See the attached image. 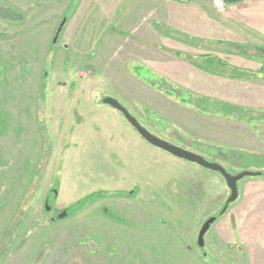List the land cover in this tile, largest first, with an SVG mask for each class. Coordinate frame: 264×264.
Here are the masks:
<instances>
[{
    "label": "rangeland",
    "instance_id": "1",
    "mask_svg": "<svg viewBox=\"0 0 264 264\" xmlns=\"http://www.w3.org/2000/svg\"><path fill=\"white\" fill-rule=\"evenodd\" d=\"M221 1L222 7L213 0H0V264H251L249 251L256 248L260 260H252L264 264V167H240L232 158L264 155V113L247 114L253 118L244 122L247 132L227 121L202 124V132L221 137L219 144L159 114L168 109L165 101L137 84L150 83L153 91L180 101L174 94L185 92L164 76L155 80L147 67L177 61L165 39L183 35L166 22L197 6L209 30L223 29L241 41V49H216L262 57L255 48H264V36L246 21H261L256 12L264 0ZM106 97L173 145L235 174L262 173L238 182L237 199L221 215L230 195L223 178L165 152L173 163L156 160L159 183L136 176L131 184L112 154L114 134L125 127L152 146L102 103ZM129 163L128 174L144 169L133 158ZM96 192L107 195L68 215L71 204ZM209 217L215 221L199 247L198 232Z\"/></svg>",
    "mask_w": 264,
    "mask_h": 264
},
{
    "label": "crops",
    "instance_id": "2",
    "mask_svg": "<svg viewBox=\"0 0 264 264\" xmlns=\"http://www.w3.org/2000/svg\"><path fill=\"white\" fill-rule=\"evenodd\" d=\"M256 6L257 4L254 5L255 10ZM261 7L259 8L258 5L257 9H260V11L256 12L258 16H261V21L260 19L259 21L251 19L246 22L248 26L253 28V32L255 31V33L264 36V4ZM201 10L198 6L192 10L188 9V14L179 18L180 20L175 19L173 16L166 22L171 29L183 35L180 40L165 39V46L172 49V57L176 58L177 61L165 63L164 67L159 66L157 63H151L147 67L152 74L151 77L155 80L158 75L164 76L172 85L185 92L179 96L175 95L176 93L174 94L177 90L174 92L167 91V94L171 93L170 95L174 94L175 97H179L180 101H176L175 99L171 100V96L153 91L150 83L148 87L143 83L138 82L137 84H141L140 90L144 89V91H147L150 95L154 96L156 101H161V99L165 101L162 104H165L168 109L165 112L155 109L159 114L182 125L195 136L220 144L222 142L221 137L210 136L205 134L204 131L202 132V124H214L227 121L237 125L235 127L238 132L239 130L240 132H247L248 129L245 127L247 126L245 123L250 121L247 120L249 117L247 112L261 111L264 113V86L255 87L257 83H264V79L259 76L264 74V61L263 63L258 61L259 65L254 61L258 58L264 59V55L261 53L262 57H257L256 54L247 56L243 52L228 54L216 49L215 44L218 41L232 42L237 45H241V41L232 32L231 34L233 36L224 34L227 31L225 32L223 29L217 27L212 28L213 30L215 29V31L212 30V33L206 26L207 18L204 11ZM216 32H218V36H215ZM210 57L220 61L223 65H219L218 62L212 60L207 63V59ZM226 71H229V73ZM118 72L119 74L125 73L123 69H119ZM223 74H228L230 77H224L222 76ZM150 81L153 82L154 80L151 79ZM226 85L229 86L228 91H223L221 95L215 94V92H219ZM230 91L233 93L229 94ZM224 92H226V95L223 94ZM192 96H196V100L198 99L199 104H196V106L195 102L192 101ZM186 105L190 107H184ZM227 117H232L234 120H227ZM254 119L261 120L263 117H256ZM122 129L125 132L119 131V136L114 134L113 140L110 143L113 150V153H111L115 154L114 156L117 155V159H114L118 160L117 162L121 168L119 172H121L120 174L123 179L127 181L132 179L131 184H133L135 183L136 176H138L149 180L151 182L150 184L156 185L160 179L157 173L158 166L156 165L157 168L153 167L156 160L159 159L164 162H169L172 166L173 158L175 157H169L165 154L166 152H161L162 150L159 152L153 150L152 147L147 146L137 138L135 133L125 127ZM115 133L117 134L116 130ZM127 144H130L131 147H128ZM224 144L239 146L236 143ZM130 158H133L137 163H143L144 169H138L128 174L127 171L133 168L129 163ZM246 243L248 244V242ZM252 250L255 251L258 249ZM253 251H249L251 264H258V261L253 262L252 260L259 259Z\"/></svg>",
    "mask_w": 264,
    "mask_h": 264
},
{
    "label": "water",
    "instance_id": "3",
    "mask_svg": "<svg viewBox=\"0 0 264 264\" xmlns=\"http://www.w3.org/2000/svg\"><path fill=\"white\" fill-rule=\"evenodd\" d=\"M65 22H66V19L63 18L61 20L60 24L58 25V27L54 33V36H53V40H52L53 43L57 42L58 37H59V35H60L64 25H65ZM102 103L105 105H108L111 108L115 109L116 111L120 112L122 114V116L124 117V119L129 123V125L136 131V133L146 143H148L152 147H155L159 150H162V151L166 152L167 154H169V155H171L177 159L195 164V165H197L203 169L209 170L211 172L219 173L221 175V177L223 178V180L225 181L227 188L230 191V195L226 199L224 206L220 211V215L226 211V209L230 203L234 202L237 199V197H238V189H237L238 182L247 176H258V175H260V173H258V172H252V171H247V170L242 171L240 173H237L235 175L229 174L218 163L207 161L202 156H200L196 153L188 151V150L181 148L179 146L173 145V144L153 135L147 129H145L143 126H141L139 124V122L136 120V118L133 117L128 112V110L124 106H122L116 99H114L112 97H106L102 100ZM65 215H66V212H62L59 215V218H63ZM214 221H215L214 217H209L201 226V228L198 232V236H197V245L199 247L203 246L204 235L206 234L208 229L211 227V225L214 223Z\"/></svg>",
    "mask_w": 264,
    "mask_h": 264
},
{
    "label": "trees",
    "instance_id": "4",
    "mask_svg": "<svg viewBox=\"0 0 264 264\" xmlns=\"http://www.w3.org/2000/svg\"><path fill=\"white\" fill-rule=\"evenodd\" d=\"M226 2L228 3H231V2H236L237 0H225ZM216 45L219 46V47H222V46H225V47H229V46H234L235 48H239L241 49V45H237V44H232L230 42H221V41H218L216 42ZM257 51H259L260 53H263L264 55V48H261V47H256L255 48ZM215 59V58H214ZM213 57H210L207 59V63H209L211 60L214 61V62H218L219 65H223V63H221L220 61H217L216 59L214 60ZM221 63V64H220ZM211 64V63H210ZM251 112L248 111L247 114H250ZM253 118H250L248 117L247 120H252ZM189 151V150H188ZM192 152V151H191ZM195 153V152H194ZM197 154V153H196ZM199 155V154H198ZM202 156V155H200ZM203 157V156H202ZM204 158V157H203ZM233 160H236L238 161V164L240 165V167H244L245 168H248V167H255V168H263L264 167V155H260V156H257L256 154L254 153H249V152H242V153H238L236 154L234 157H232ZM205 159V158H204ZM207 161H209L208 159H206ZM231 159L230 157H228V159L226 160V162H229ZM210 162H215V163H218L219 165H221V163L219 161H216V160H213V161H210ZM225 170L226 172H228L229 174H233L235 175V173L231 172L227 167H225L224 165H221ZM247 169H243L242 171H245ZM259 173H262L259 171ZM219 174V173H217ZM237 174V173H236ZM220 175V174H219ZM221 176V175H220ZM54 196L56 195V190H52L51 191ZM120 194V193H118ZM103 195H107V193L105 192H96V193H92L88 196H85L83 197L82 199L74 202L73 204L70 205V207L68 208V215L70 216L71 214L75 213L76 211H78L79 209H81L86 203H88L89 201L93 200L95 197H103ZM127 195H133V192H129ZM231 204V203H230ZM229 204V205H230ZM228 205V206H229ZM224 206V205H223ZM223 208V207H222ZM228 209V207H227ZM226 209V211H227Z\"/></svg>",
    "mask_w": 264,
    "mask_h": 264
},
{
    "label": "built area",
    "instance_id": "5",
    "mask_svg": "<svg viewBox=\"0 0 264 264\" xmlns=\"http://www.w3.org/2000/svg\"><path fill=\"white\" fill-rule=\"evenodd\" d=\"M214 4L217 6V7H222V1L221 0H213Z\"/></svg>",
    "mask_w": 264,
    "mask_h": 264
}]
</instances>
